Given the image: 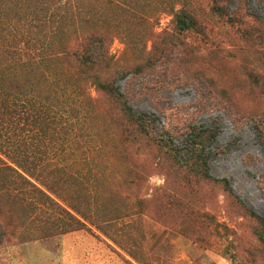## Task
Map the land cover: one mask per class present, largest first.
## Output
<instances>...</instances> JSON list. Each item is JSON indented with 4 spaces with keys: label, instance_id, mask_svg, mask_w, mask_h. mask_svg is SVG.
<instances>
[{
    "label": "rangeland",
    "instance_id": "374dc122",
    "mask_svg": "<svg viewBox=\"0 0 264 264\" xmlns=\"http://www.w3.org/2000/svg\"><path fill=\"white\" fill-rule=\"evenodd\" d=\"M87 1L90 11L118 21L129 36L125 41L140 40L148 28L110 4L123 0ZM176 1L130 3L155 33L169 36L165 13ZM56 7L51 0H0V166L31 183L12 171L0 175V264H264L253 222L235 201L209 183L190 191L167 165L118 138L112 142L99 110L84 124L97 134V146L76 144L75 121L60 114L62 103L73 104V94L63 89L69 79L53 62L61 26ZM246 9L264 21L256 1ZM197 11L206 37H179L185 67L170 62L116 84L135 112L155 116V133L177 151L190 147L192 130L215 133L210 176L227 180L235 196L264 218V39L212 17L205 3ZM110 53L120 60L130 52L116 38ZM198 73L204 77L198 80ZM11 81L21 82L24 95L8 89ZM35 188L66 209L73 203L92 215L119 218L108 229L117 243L88 223L90 232H64L68 217Z\"/></svg>",
    "mask_w": 264,
    "mask_h": 264
},
{
    "label": "trees",
    "instance_id": "16d2710c",
    "mask_svg": "<svg viewBox=\"0 0 264 264\" xmlns=\"http://www.w3.org/2000/svg\"><path fill=\"white\" fill-rule=\"evenodd\" d=\"M51 1L54 6H57L56 15L61 25L60 44L54 54L53 62L59 65L62 73L69 79V87L67 83H64L63 89L73 94V104L66 107L62 103L60 114L75 121L73 139L76 144L81 146L85 144L92 148L97 146V134L89 133L84 124L87 118L94 115L95 109L99 110L110 127L108 136L112 142L113 137L118 138L126 147L136 148L138 152L141 151L142 154L154 158L157 165L163 167L167 165L173 176H181L179 178L186 183L190 191L193 187L206 183L221 188L227 197L237 203V208L253 222L251 230L258 243L259 258L264 261V218L248 209L235 196L227 180L214 179L209 174L208 150L212 146L215 133L192 130L188 134L190 147L186 152L177 151L164 135L159 136L155 133V116L135 112L116 84L127 75H140L170 62L185 67L186 61H182L181 56L182 45L178 43V40L179 37L188 35L206 37L207 28L204 22L201 23L197 11V7H201L204 3L212 17L224 21L229 27L241 24L245 29L240 31L242 34L264 39V29H262L264 21L258 19L255 13H248L246 9L247 3L251 1H256L264 9V0H177L165 13L171 17L172 22L173 32L169 36H165L164 33H155L154 25L149 23L145 16L135 11L133 4L130 3L132 0L128 3L125 0H123L124 3H110L120 15L127 13V16L135 21V25L148 27L140 40L130 41H125V38L129 36L124 30H120L118 21L108 22L98 11H90L87 0ZM247 21L251 23L245 25ZM64 26L68 27L69 35L64 33ZM116 38L126 45L130 52L128 59L118 60L110 53V46ZM149 42L151 47L147 49ZM261 43L264 44V42ZM198 74V80L204 77L201 73ZM8 89L13 94L24 95L25 92V87L19 81H11ZM64 94L62 95L65 96ZM230 101L229 99L225 103L229 105ZM6 171H12L23 182L31 184L23 174L11 167L0 166V175L6 174ZM22 173L25 174L24 171ZM35 189L52 207L68 217L69 223L66 224L68 228L64 229V232L84 229L90 232L85 225L88 223L117 243L108 229L119 218L111 219L107 217V213L92 215L73 203H68V209H66L44 191ZM2 213L3 210L0 207V215ZM202 218L207 222L211 219L208 215Z\"/></svg>",
    "mask_w": 264,
    "mask_h": 264
}]
</instances>
